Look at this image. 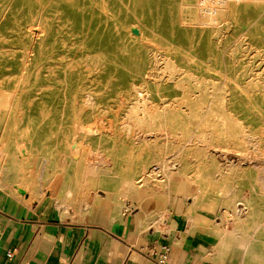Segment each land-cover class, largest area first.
<instances>
[{"label":"rangeland","instance_id":"374dc122","mask_svg":"<svg viewBox=\"0 0 264 264\" xmlns=\"http://www.w3.org/2000/svg\"><path fill=\"white\" fill-rule=\"evenodd\" d=\"M3 141L0 191L51 220L142 206L134 180L145 224L176 196L264 264V0H0Z\"/></svg>","mask_w":264,"mask_h":264},{"label":"crops","instance_id":"0c3cea01","mask_svg":"<svg viewBox=\"0 0 264 264\" xmlns=\"http://www.w3.org/2000/svg\"><path fill=\"white\" fill-rule=\"evenodd\" d=\"M4 188L0 191V264H147L137 248L154 240L171 245L172 264H238L242 258L239 250L227 251L224 245L214 251L220 232L202 227L181 204L177 208L176 196L167 200L171 211L156 209L147 216L149 225L143 222L145 208L149 201H157L156 193L145 194L139 202L133 197L144 205L131 201L128 214L106 204L104 212L96 215L80 212L83 220L55 221L50 217L52 204L44 212L38 202L17 201L7 196L12 190Z\"/></svg>","mask_w":264,"mask_h":264},{"label":"bare ground","instance_id":"6f19581e","mask_svg":"<svg viewBox=\"0 0 264 264\" xmlns=\"http://www.w3.org/2000/svg\"><path fill=\"white\" fill-rule=\"evenodd\" d=\"M200 4V3H199ZM205 4H206V2H205ZM208 4V3H207ZM227 8V7H226ZM209 19V18H208ZM214 23V22H213ZM224 26V25H223ZM231 51V50H230ZM253 60V59H252ZM253 64V63H252ZM202 85V84H201ZM240 87V86H239ZM2 90V89H1ZM6 95V94H5ZM5 100V99H4ZM163 102V101H162ZM11 103V102H10ZM178 103V102H177ZM176 103V104H177ZM8 105V104H7ZM11 105V104H10ZM2 107H4L5 108V106H2ZM172 109V108H171ZM174 109V108H173ZM172 109V110H173ZM4 110H6V109H4ZM164 110V109H163ZM13 113V112H12ZM168 113V112H167ZM157 114V113H156ZM161 114V113H160ZM165 114V113H164ZM169 114V113H168ZM182 114V113H181ZM158 115V114H157ZM173 115V114H172ZM177 115V114H176ZM13 116V115H12ZM162 116H163V114H162ZM10 117V116H9ZM8 117V118H9ZM171 117V116H170ZM153 118V117H152ZM155 118V117H154ZM160 118V117H159ZM166 118H168V117H166ZM174 118V117H173ZM228 118V117H227ZM157 119H158V117H157ZM165 119V118H164ZM233 119V118H232ZM12 120V119H11ZM154 120V119H153ZM160 120V119H159ZM179 120V119H178ZM187 120V119H186ZM9 121V120H8ZM154 121H156V120H154ZM188 121V120H187ZM228 122H229V120H227ZM164 122V121H163ZM168 122V121H167ZM224 122V121H223ZM226 122V121H225ZM159 123V122H158ZM171 123V122H170ZM176 123V122H175ZM184 123V122H183ZM156 124V123H155ZM166 124V123H165ZM182 124V123H181ZM186 124V123H185ZM228 124V123H227ZM234 124V123H233ZM23 125V124H22ZM187 125H188V123H187ZM139 127L140 126H142V125H138ZM152 126V125H151ZM159 126V125H158ZM158 126H157V128H158ZM225 126V125H224ZM228 126H229V124H228ZM238 126V125H237ZM139 127H137L138 128V130H139ZM143 127V126H142ZM166 128H167V125L165 126ZM170 127V126H169ZM172 127V126H171ZM176 128V127H175ZM177 128H178V126H177ZM185 128V127H184ZM232 129H233V126L231 127ZM238 128H239V126H238ZM237 128V129H238ZM146 129V128H145ZM163 129V128H162ZM225 129H228V128H225ZM142 130V129H141ZM158 130H159V128H158ZM166 130V129H165ZM235 130V129H234ZM143 131V130H142ZM141 131V132H142ZM151 131V130H150ZM157 131V130H156ZM174 131V130H173ZM190 131V130H189ZM226 131H229V130H226ZM231 132H232V130H230ZM236 131V130H235ZM148 132V131H147ZM230 132V133H231ZM234 132V131H233ZM168 133V132H167ZM172 133V132H171ZM235 133V132H234ZM198 134V133H197ZM58 135V134H57ZM199 135V134H198ZM6 136V135H5ZM189 136V135H188ZM219 136V135H218ZM4 137V136H3ZM15 137V136H14ZM185 137V136H184ZM217 137V136H216ZM223 137V136H222ZM230 137V136H229ZM169 138V137H168ZM220 138V137H219ZM235 138V137H234ZM10 139H12V138H10ZM154 139H155V137H154ZM159 139V138H158ZM170 139V138H169ZM186 139V138H185ZM237 139V138H236ZM238 139H239V137H238ZM3 140V139H2ZM25 140V139H24ZM234 140V139H233ZM163 141H164V139H163ZM219 141V140H218ZM174 142V141H173ZM223 142V141H222ZM27 143V142H26ZM154 143V142H153ZM236 143V142H235ZM237 144V143H236ZM20 145V144H19ZM19 145H18V147H19ZM242 145H244V144H242ZM145 146V145H144ZM151 146V145H150ZM222 146V145H221ZM226 146V145H225ZM233 146H234V144H233ZM239 146V145H238ZM25 147V146H24ZM32 147V146H31ZM153 147H154V145H153ZM223 147V146H222ZM237 147V146H236ZM239 147H237V149H238ZM242 148H243V146H242ZM90 149V148H89ZM20 151V150H19ZM27 151V150H26ZM15 152V151H14ZM13 152V153H14ZM156 153V152H155ZM8 154H9V150H8V147H7V145H6V142L5 141H3L2 142V146L0 147V161L3 163V161L6 159V157L8 156ZM21 154V153H20ZM98 154V153H97ZM109 154V153H108ZM113 154V153H112ZM19 155V154H18ZM25 155V154H24ZM67 155V154H66ZM89 155V154H88ZM99 155V154H98ZM152 155H154V154H152ZM113 156V155H112ZM119 156V155H118ZM24 157V156H23ZM64 157V156H63ZM67 157V156H66ZM59 158V157H58ZM57 158V159H58ZM68 158H70V157H68ZM67 158V159H68ZM101 158V157H100ZM112 158V157H111ZM25 159H27V158H25ZM66 159V160H67ZM108 159V158H107ZM24 160V159H23ZM54 160V159H53ZM59 160V159H58ZM13 162V161H12ZM66 162V161H65ZM51 163V162H50ZM53 163H55V162H53ZM52 163V164H53ZM60 163V162H59ZM106 163V162H105ZM28 164V163H27ZM104 164V163H103ZM15 165V164H14ZM60 165V164H59ZM95 165V164H94ZM11 166V165H10ZM58 166V165H57ZM68 166V165H67ZM90 166V165H89ZM93 166V165H92ZM100 166V165H99ZM6 167V166H5ZM30 167V166H29ZM105 167V166H104ZM9 168V167H8ZM20 168H21V171L20 172H23L24 173V171L26 170V167L24 166V164L22 163L21 164V166H20ZM28 168V167H27ZM90 168H92V167H90ZM106 168V167H105ZM54 169V168H53ZM67 169V168H66ZM150 169V168H149ZM51 170H52V168H51ZM124 170V169H123ZM67 171V170H66ZM28 172H30V171H28ZM113 172V171H112ZM123 172V171H122ZM22 173V174H23ZM147 173V172H146ZM151 173V172H150ZM15 174H17V173H15ZM21 174V175H22ZM29 174V173H28ZM61 174H62V169H59V170H57V171H53V177L51 178V180H50V182L48 183L50 186H52L53 188H59V187H61V186H63V184H64V182L62 181V177L60 178V176H61ZM101 174H103V173H101ZM48 176H49V174H47ZM63 175V174H62ZM1 176V175H0ZM106 176V175H105ZM21 177H23V176H21ZM93 177V176H92ZM140 177V176H139ZM138 177V178H139ZM167 178V177H166ZM90 179V178H89ZM151 179V178H150ZM21 180H23V179H21ZM25 180V179H24ZM49 180V179H48ZM68 180V179H67ZM98 180V179H97ZM147 180V179H146ZM149 180V179H148ZM134 181V180H133ZM133 181H129L128 179L127 180H125L123 183H122V188H121V197H126L127 196V194L129 193V191H131L134 195H135V197H136V199L137 200H141L140 198H142V196H144L143 195V192L140 190V187H141V185L139 186V185H136V181L135 182H133ZM157 182V181H156ZM192 182V181H191ZM16 183V182H15ZM74 183V182H73ZM144 183H146V181H143V185H144ZM154 183V182H153ZM160 184V183H159ZM76 186V185H75ZM150 186V185H149ZM144 187V186H143ZM146 187V186H145ZM83 189V188H82ZM186 189H187V187H186ZM146 190V189H145ZM147 191V190H146ZM150 192V191H149ZM148 192V193H149ZM154 192V191H153ZM204 205V204H203ZM143 206V205H142ZM202 206V205H201ZM200 206V207H201ZM89 207V206H88ZM244 225V224H243ZM242 225V226H243ZM262 226H264V218L262 219V223H261V225H260V227H262ZM242 229V228H241ZM248 233V232H247ZM245 234V233H244ZM247 236H248V234H247ZM250 236V235H249ZM251 238V237H250ZM252 239V238H251ZM215 240V239H214ZM222 240H224L223 239V237H221V238H218V241H217V243H215V246H214V251H219L220 250V248H222L223 247V242H222ZM226 240V239H225ZM224 240V241H225ZM214 242V241H213ZM249 243V242H248ZM247 243V244H248ZM253 243V242H252ZM214 245V244H213ZM240 245V244H239ZM244 245V244H243ZM251 245V244H250ZM249 249H251V248H249ZM248 250V249H247ZM252 250V249H251ZM250 250V251H251ZM233 253H232V255H234V253H235V251H232ZM249 253V252H248ZM250 254V253H249ZM216 256H217V254H216Z\"/></svg>","mask_w":264,"mask_h":264},{"label":"built area","instance_id":"2783aa9c","mask_svg":"<svg viewBox=\"0 0 264 264\" xmlns=\"http://www.w3.org/2000/svg\"><path fill=\"white\" fill-rule=\"evenodd\" d=\"M140 251L147 264H172L171 263V245L160 242L158 240L152 241L147 246H140L137 248ZM12 250L7 252L10 256ZM122 264V263H119Z\"/></svg>","mask_w":264,"mask_h":264}]
</instances>
